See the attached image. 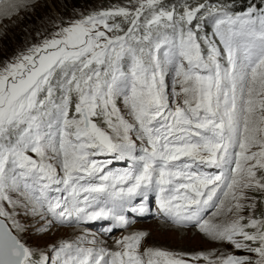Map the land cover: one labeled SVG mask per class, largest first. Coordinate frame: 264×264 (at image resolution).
Wrapping results in <instances>:
<instances>
[{
  "label": "snow or ice",
  "instance_id": "snow-or-ice-1",
  "mask_svg": "<svg viewBox=\"0 0 264 264\" xmlns=\"http://www.w3.org/2000/svg\"><path fill=\"white\" fill-rule=\"evenodd\" d=\"M18 2L0 0V15ZM162 3L95 11L0 67V264H49L43 253L34 258L5 203L60 223L109 219L126 228L125 199H146L149 189L176 224L253 254L191 260L264 264V217L241 215L255 209L247 191L264 192V15ZM209 17L211 37L201 35ZM240 37L249 38L243 46ZM131 133L143 142L139 169L105 173L95 157L130 155ZM221 215L234 218L213 219ZM146 235L123 236L115 251L83 247L97 242L82 236L62 243L52 264H190L184 254L141 251Z\"/></svg>",
  "mask_w": 264,
  "mask_h": 264
},
{
  "label": "rangeland",
  "instance_id": "rangeland-1",
  "mask_svg": "<svg viewBox=\"0 0 264 264\" xmlns=\"http://www.w3.org/2000/svg\"><path fill=\"white\" fill-rule=\"evenodd\" d=\"M101 9H108L103 0H19L17 9L12 11L11 14L0 15V67L15 61L33 46L42 44L45 39H50L60 28L69 26L72 22ZM213 32L214 26L209 34L210 37ZM202 35L205 34L203 33ZM216 39L218 40V38ZM248 39L247 37H240L241 46L247 43ZM220 47L222 48V45ZM166 82L169 85V90H171V74L166 77ZM126 118L131 119L127 116ZM50 132L54 134L55 129L50 130ZM131 138L134 142L140 141L137 139L136 133H131ZM205 170L213 173L219 172L215 168ZM150 190L152 196L157 198L156 191ZM254 191H247V196L252 197ZM10 195L14 200L23 201L24 199L18 191H12ZM251 202V200L242 201V203L246 204ZM256 204L257 200L255 199V208ZM4 206L9 212L14 211L16 213L15 218L24 227L20 237L27 246L33 249L35 257L39 258L41 253H43L50 259L60 244L76 242L83 233L80 229L74 233H69L70 230L68 228L70 227L61 226L53 222L48 225V220L50 219H43L39 214L37 216L40 218L35 219L30 206L26 208L18 205L15 209L7 203ZM241 215L245 217L252 215L255 218H259L249 208H245ZM233 218L232 215L227 217L221 215L213 219L223 221ZM162 222L169 225L168 227L171 228L169 232H160L152 228L157 223L160 224ZM53 228H56V230ZM62 228L66 229L65 232L60 230ZM132 229L133 232L142 231L147 233L141 241V251L145 248H152L174 254H184V259L190 260V264H207L203 259L198 261L190 259L192 256L201 253H215V256L212 257L213 259L220 256L221 253L225 255H243L247 253L242 250H236L229 243L212 240L193 224H176L173 220L169 222L161 218V220L143 221ZM109 242L113 243L112 240Z\"/></svg>",
  "mask_w": 264,
  "mask_h": 264
},
{
  "label": "trees",
  "instance_id": "trees-1",
  "mask_svg": "<svg viewBox=\"0 0 264 264\" xmlns=\"http://www.w3.org/2000/svg\"><path fill=\"white\" fill-rule=\"evenodd\" d=\"M108 8L114 6H126L128 0H103ZM187 3L195 5L196 3H208L217 7H222L233 15H246L249 12L253 13V16L264 15V0H163L162 6L166 9H170L175 6L177 11L182 10V6ZM194 23H196L194 21ZM213 18L209 17L203 22L202 33L209 34L212 30ZM201 33V34H202ZM1 63V61H0ZM257 200L256 208L253 210L254 215L261 218L264 217V192L254 191L253 196ZM251 231V229H249ZM243 255H253L246 253Z\"/></svg>",
  "mask_w": 264,
  "mask_h": 264
},
{
  "label": "bare ground",
  "instance_id": "bare-ground-1",
  "mask_svg": "<svg viewBox=\"0 0 264 264\" xmlns=\"http://www.w3.org/2000/svg\"><path fill=\"white\" fill-rule=\"evenodd\" d=\"M17 208V207H16ZM30 208H31V206H30ZM34 218L35 219H38V218H40L39 216H37V214H34ZM138 224V223H137ZM28 226V225H27ZM169 225L168 224H165L164 222H162V223H157L155 226H153L152 228H155V229H157L158 231H160V232H169L170 230H171V228H169L168 227ZM29 227V226H28ZM170 227H172V226H170ZM54 230H56V228H53ZM69 230H70V232L69 233H74L75 231H78V229H76V228H68ZM62 232H65V228H62V229H60ZM107 245H111L109 242H107ZM114 246V245H113Z\"/></svg>",
  "mask_w": 264,
  "mask_h": 264
}]
</instances>
